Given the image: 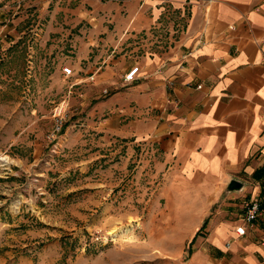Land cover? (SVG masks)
<instances>
[{
    "label": "rangeland",
    "instance_id": "obj_1",
    "mask_svg": "<svg viewBox=\"0 0 264 264\" xmlns=\"http://www.w3.org/2000/svg\"><path fill=\"white\" fill-rule=\"evenodd\" d=\"M93 2L0 0V264H228L204 251L205 230L191 235L184 195H164L152 145L131 135L164 108H138L136 66L100 79L137 44L126 31L97 58Z\"/></svg>",
    "mask_w": 264,
    "mask_h": 264
},
{
    "label": "crops",
    "instance_id": "obj_2",
    "mask_svg": "<svg viewBox=\"0 0 264 264\" xmlns=\"http://www.w3.org/2000/svg\"><path fill=\"white\" fill-rule=\"evenodd\" d=\"M96 1L84 14L95 12L86 13L93 30L87 42L100 46L97 58L123 50L126 31L137 44L131 60L116 59L100 79L136 66L125 83L138 108L164 107L143 117L145 130L131 132L152 145L164 195H184V219H197L191 235L205 230L204 251L214 260L264 264V0ZM231 178L242 187L224 193ZM252 200L260 211L245 222L244 204Z\"/></svg>",
    "mask_w": 264,
    "mask_h": 264
},
{
    "label": "built area",
    "instance_id": "obj_3",
    "mask_svg": "<svg viewBox=\"0 0 264 264\" xmlns=\"http://www.w3.org/2000/svg\"><path fill=\"white\" fill-rule=\"evenodd\" d=\"M136 67L131 68L126 74H125V79L130 80L133 73L136 71ZM61 72L64 75H68L71 73V69L69 67H62ZM260 203L259 201L252 200L251 202H246L244 204V210L242 212V220L245 222H249L253 220L258 212L260 211ZM234 232L238 235H242L244 233V228L242 225H236L234 227Z\"/></svg>",
    "mask_w": 264,
    "mask_h": 264
},
{
    "label": "water",
    "instance_id": "obj_4",
    "mask_svg": "<svg viewBox=\"0 0 264 264\" xmlns=\"http://www.w3.org/2000/svg\"><path fill=\"white\" fill-rule=\"evenodd\" d=\"M242 187V183L241 182H239L238 180H236V179H229L227 182H226V184H225V186H224V188H223V192L224 193H228V192H230V191H237V190H239L240 188Z\"/></svg>",
    "mask_w": 264,
    "mask_h": 264
},
{
    "label": "trees",
    "instance_id": "obj_5",
    "mask_svg": "<svg viewBox=\"0 0 264 264\" xmlns=\"http://www.w3.org/2000/svg\"><path fill=\"white\" fill-rule=\"evenodd\" d=\"M255 173H256V172H253V174H252L254 177H255V175H256ZM204 223H205V221L202 223V226H201V227H203V224H204ZM196 234H197V232H196Z\"/></svg>",
    "mask_w": 264,
    "mask_h": 264
}]
</instances>
